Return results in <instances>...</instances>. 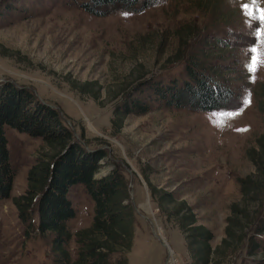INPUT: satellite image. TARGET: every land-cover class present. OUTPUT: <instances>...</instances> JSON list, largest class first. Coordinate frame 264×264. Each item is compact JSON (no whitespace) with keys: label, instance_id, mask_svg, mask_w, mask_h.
I'll use <instances>...</instances> for the list:
<instances>
[{"label":"rangeland","instance_id":"1","mask_svg":"<svg viewBox=\"0 0 264 264\" xmlns=\"http://www.w3.org/2000/svg\"><path fill=\"white\" fill-rule=\"evenodd\" d=\"M80 1L0 0V80L30 87L59 109L76 137L82 133L90 146L108 151L96 177L112 169L113 160L120 165L130 202L133 199L139 209L133 244L126 253L128 264L166 261L167 250L152 234V227L170 249L167 264H191L183 234L158 208L150 187L171 191L177 200H184L197 224L212 231L213 248L224 237L231 205L244 208L239 180L255 170L246 151L256 146L264 131V114L258 111L254 95L264 81V43L254 40L242 5L249 3L248 11L258 15L264 0L258 4L236 0L242 18L230 27L211 22L210 13L200 10L196 0H155L142 11L117 10L104 15L83 10ZM186 22L196 23L201 31L185 49L204 59L209 46L202 50V43L207 32V42L217 30L222 37L228 28L242 35L229 59L218 58L219 54L227 56L226 49L214 54L217 59L211 62L229 67L222 71L239 97L233 106L215 111L168 107L146 97L145 91L135 95L149 104L147 112L124 117L113 113L118 105L115 95L120 90L131 91L142 73L164 82L184 78V58L177 60L184 46L180 47L174 33ZM252 46L259 53L254 71H249L246 64L252 61L253 54L248 52ZM5 135L15 176L10 198L0 200V264H53L51 235H41L36 225L28 228L12 202L24 192L36 157L48 149L40 137L8 126ZM68 197L76 211L67 222L74 234L91 224L94 204L82 184L71 186ZM252 205L240 223L242 232L253 237L249 225L263 214L255 213L257 206ZM33 219L38 222L36 214ZM67 249L74 259V238ZM243 256L244 260L236 256L222 264H254L261 254Z\"/></svg>","mask_w":264,"mask_h":264},{"label":"trees","instance_id":"2","mask_svg":"<svg viewBox=\"0 0 264 264\" xmlns=\"http://www.w3.org/2000/svg\"><path fill=\"white\" fill-rule=\"evenodd\" d=\"M195 2L200 10L210 13L213 23L218 21L229 27L240 23L242 13L235 5L236 0ZM78 3L89 13L104 15L117 10L142 11L154 4L155 0H81ZM200 31L194 22H186L175 29L174 35L179 39L180 47L184 46L177 55V60L184 58L183 79L171 78L164 82L162 78L147 76L149 72L142 73L134 81L137 83L131 91L120 90L115 95L118 96V105L113 113L120 112L124 117L147 112L149 104L141 95H135L145 91L148 92L146 97L152 96L168 107L193 111L232 107L239 97L231 85V79L222 71L229 67L211 62L217 59L214 54L220 50L229 51L227 56L219 54L218 58L229 59L243 37L228 28L226 37H222L218 30L213 31L214 39L207 42L210 34L207 32L202 43V50L204 45L209 46L207 50L204 49V59L185 49ZM254 95L258 111L264 114V81ZM91 96L98 99L97 94ZM6 126L40 137L48 149L47 153L41 152L36 157L28 170L24 192L13 197L12 202L28 228L36 225L41 235H51L53 264H128L126 253L133 244L136 213L130 202L127 178L114 160L112 169L99 177L95 176L102 165L101 161L108 158V151L99 146H90L82 133L76 137L74 129L59 109L40 99L30 87L12 80H0V200L10 198L15 176L5 135ZM246 156L255 170L239 180L244 208L239 209L238 204L231 205L224 237L214 248L211 246L212 231L197 224L195 213L184 200H177L171 191L150 187L158 208L167 218L175 221L183 234L191 264H222L236 256L244 260L243 255L248 259L258 253L261 256L253 263L264 264V131L256 139V146L246 151ZM76 184H82L89 194L94 213L91 224L73 234L67 222L75 217L76 211L68 192ZM250 203L256 204L255 213L263 214L257 222L249 225V229L255 232L253 237L242 232L244 227L240 223V220L247 218ZM35 214L37 223L33 219ZM251 220L252 217L248 219L249 224ZM71 238H74L76 246L72 260L67 249Z\"/></svg>","mask_w":264,"mask_h":264},{"label":"snow or ice","instance_id":"3","mask_svg":"<svg viewBox=\"0 0 264 264\" xmlns=\"http://www.w3.org/2000/svg\"><path fill=\"white\" fill-rule=\"evenodd\" d=\"M258 2L259 0H251L252 4H258ZM242 7L245 10L246 23H248L249 27L252 29L254 40L260 43H264V7H259L257 9L258 15L254 14L251 11H248L249 3H244ZM248 52L249 54L253 55L251 63L246 64V67L249 69V71H254L253 65H255L258 61V56L255 54L259 53V48L256 46H252L248 50Z\"/></svg>","mask_w":264,"mask_h":264},{"label":"water","instance_id":"4","mask_svg":"<svg viewBox=\"0 0 264 264\" xmlns=\"http://www.w3.org/2000/svg\"><path fill=\"white\" fill-rule=\"evenodd\" d=\"M51 106H53V105H51ZM74 135H76V132H75V131H74ZM132 206H133L135 212L139 213V209H138V207L135 205L133 199H132ZM144 218H145L146 220H149L147 217H144ZM152 234H153L154 237H155L156 239H158V241H160V243L166 248L167 253H168V257H167L166 261L164 262V264H167V262H168V260H169V255H170V251H169V249H168V246H167V244H166V243L160 238L159 234H158L157 232H155V230L153 229V227H152Z\"/></svg>","mask_w":264,"mask_h":264},{"label":"bare ground","instance_id":"5","mask_svg":"<svg viewBox=\"0 0 264 264\" xmlns=\"http://www.w3.org/2000/svg\"><path fill=\"white\" fill-rule=\"evenodd\" d=\"M168 249H169V247H168ZM170 250V249H169Z\"/></svg>","mask_w":264,"mask_h":264}]
</instances>
